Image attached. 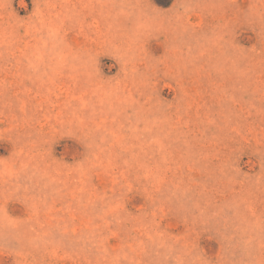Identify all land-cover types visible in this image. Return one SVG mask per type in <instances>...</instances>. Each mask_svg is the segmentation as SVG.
Returning <instances> with one entry per match:
<instances>
[{
  "label": "rangeland",
  "instance_id": "374dc122",
  "mask_svg": "<svg viewBox=\"0 0 264 264\" xmlns=\"http://www.w3.org/2000/svg\"><path fill=\"white\" fill-rule=\"evenodd\" d=\"M0 264H264V0H0Z\"/></svg>",
  "mask_w": 264,
  "mask_h": 264
}]
</instances>
